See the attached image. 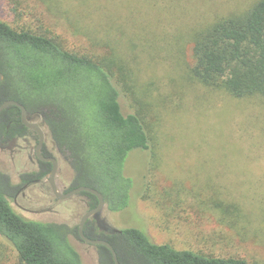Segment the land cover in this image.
Wrapping results in <instances>:
<instances>
[{"label":"trees","instance_id":"1","mask_svg":"<svg viewBox=\"0 0 264 264\" xmlns=\"http://www.w3.org/2000/svg\"><path fill=\"white\" fill-rule=\"evenodd\" d=\"M38 1L84 44H69L48 25L16 27L0 18V73L4 75L0 102L15 100L42 115L51 138L74 171L72 188H94L104 196L106 209L121 211L129 206L134 189L133 179L125 173L129 155L151 150L156 156L149 121L154 111L152 81L143 80L142 69L144 62L153 68L154 54L165 46L157 44L160 34L151 21L130 18L127 25L126 14L116 0ZM137 3L158 10L157 18L164 19L161 11L168 0ZM129 6L137 12V7ZM200 21L190 25L181 45V35L175 34L173 40L164 32L172 38L168 44L178 45L181 54L192 47L193 64L188 71L192 81L232 99L258 100L264 105V0H252L244 8ZM168 47L165 50L169 51ZM144 55L152 60H145ZM122 88L137 105L128 114L119 101ZM6 112L19 110L10 106ZM7 123L4 114L0 115V129ZM88 177L92 181H87ZM97 178H103L102 184ZM14 193L10 177L0 170V236L15 249L20 264H82L69 240L71 235L81 240L78 226L23 216L10 201ZM83 194L90 198L91 208L98 205L95 195ZM215 194L210 202L221 226L256 228L242 203ZM84 232L97 238L89 234L87 226ZM102 238L112 244L120 264H264L157 244L134 227L120 230L113 238ZM247 239L242 236L240 241ZM97 247L99 264H115L107 247ZM3 255L0 253V264H6Z\"/></svg>","mask_w":264,"mask_h":264},{"label":"rangeland","instance_id":"2","mask_svg":"<svg viewBox=\"0 0 264 264\" xmlns=\"http://www.w3.org/2000/svg\"><path fill=\"white\" fill-rule=\"evenodd\" d=\"M116 1L126 14L127 25L131 22L126 20L137 17L154 23L160 34L155 40L165 48L154 54V60L144 55L154 66L151 68L144 62L142 69L143 80L152 81L154 111L149 121L156 156L151 150L133 151L129 155L125 173L134 181L131 202L117 212L105 208L102 217L114 230L138 228L157 244L168 243L176 249L218 256L244 257L251 263L264 262V228H261L264 223V105L258 100H235L195 84L188 75L193 64L192 47L181 54L178 45L168 44L179 34L181 45L192 23L197 25L217 13L244 8L252 0H168L167 7L161 11L162 21L161 17L157 18L158 10L149 5L137 6V0ZM130 4L137 7L136 13L130 10ZM168 15L171 17L166 19L164 16ZM0 18L16 27L48 25L69 44H84L82 39L74 38L66 25L61 26L38 0L15 4L0 0ZM167 47L169 51L165 50ZM119 101L126 114L137 107L123 88ZM61 158L64 160V155ZM64 169L63 179L72 184L74 171L67 161ZM0 170L18 186L17 169L1 151ZM97 179L102 184L103 178ZM87 181L92 180L88 177ZM217 192L223 199L232 196L242 203L252 227L256 228L221 226L210 202ZM14 195L10 198L13 208L37 221L65 223L74 228L86 212L81 201L83 195L60 200L34 187L27 197H18V204L13 202ZM242 236H247V241H240ZM69 240L82 264H99L93 246L75 235ZM0 253L4 254L6 264H20L15 249L1 236Z\"/></svg>","mask_w":264,"mask_h":264},{"label":"flooded vegetation","instance_id":"3","mask_svg":"<svg viewBox=\"0 0 264 264\" xmlns=\"http://www.w3.org/2000/svg\"><path fill=\"white\" fill-rule=\"evenodd\" d=\"M2 103L0 102V105ZM16 108L19 110L18 113H4L6 109L0 113V115L4 114V119L8 122L4 128L0 129V151L10 159L17 169L18 186H15V189L18 188V190L15 192L13 202L18 204V197H27L28 192L34 187H39V189L47 191V193L57 198L52 189V178H54V182L60 193L64 194L74 189L72 188L73 183L69 184L63 179L64 165L67 159L64 158V161L61 158L63 155L57 144L51 138L42 115L25 107L27 110V122L36 126L31 127L24 123L21 109ZM69 167H71L70 164ZM54 170L55 174L52 177ZM58 178L61 182H59ZM78 195H83L81 201L86 208V212L93 209L91 208L90 198L83 194V192L65 200L72 199ZM102 218L111 232L100 228L97 221L93 218L87 220L85 227L87 226L89 234L97 237L96 239L104 240L102 237L113 238L119 231L114 230L107 223V220L104 217ZM89 223L90 225L88 226ZM81 241L84 242L83 240ZM97 246L95 245L93 247L97 251L99 258L100 251Z\"/></svg>","mask_w":264,"mask_h":264},{"label":"water","instance_id":"4","mask_svg":"<svg viewBox=\"0 0 264 264\" xmlns=\"http://www.w3.org/2000/svg\"><path fill=\"white\" fill-rule=\"evenodd\" d=\"M3 80H4V75H3V73H0V84L3 82ZM9 106H16L19 109H21L24 123H26L27 125H29L31 127H36L35 125L29 124L27 122V110H26L25 106L18 101L7 100V101L3 102L0 105V113ZM54 174H55V170L52 172V177H54ZM51 185H52L53 192L55 193L57 198L62 199V200L71 198L74 195H76L78 193H82V192L91 193L98 198V205L95 208L86 212L81 217L79 225H78V232H79L81 240H83L84 243L92 245V246H95V245L106 246L112 253L114 263L120 264L117 253H116L114 247L112 246V244L110 242H108L107 240H103V239H92V238L86 236L84 233L85 224H86L87 220L90 218H93L94 220H96L100 228L110 231L109 227L106 225L104 219L102 218V213L106 207L104 196L98 190L91 188V187H87V186H80V187L74 188L71 191L64 193V194L60 193L57 189L55 182H54V178L51 179Z\"/></svg>","mask_w":264,"mask_h":264}]
</instances>
